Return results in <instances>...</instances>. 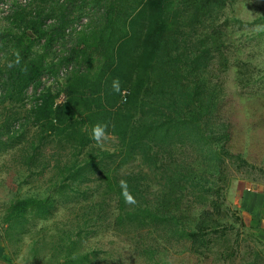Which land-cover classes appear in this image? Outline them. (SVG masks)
I'll list each match as a JSON object with an SVG mask.
<instances>
[{
  "label": "rangeland",
  "instance_id": "rangeland-1",
  "mask_svg": "<svg viewBox=\"0 0 264 264\" xmlns=\"http://www.w3.org/2000/svg\"><path fill=\"white\" fill-rule=\"evenodd\" d=\"M35 1L0 0V32L15 36L25 32L24 22L30 19ZM58 1L53 7L60 15L71 14L72 24L46 56L60 64L79 46L84 48L80 60L60 67L56 75H46L39 92L50 90L57 99L64 95V105L68 78L93 80L107 63L109 33L104 28L110 3H92L82 14L73 5L65 12ZM185 20L168 52L182 76V86L174 88L177 104H172V93L146 65L148 74L142 71L134 79L135 87L150 88L133 112L136 122L173 118L180 125L178 141L147 153L148 147L137 149L136 158L118 173L115 170L123 160L118 135L90 134L87 147L77 136L55 139L48 128L36 124V89L15 104L0 89V243L8 253L0 262L264 264V0H227L224 9L201 25H191L189 16ZM216 42L222 45L224 59ZM46 43L39 42L40 54ZM2 65L0 60V82ZM124 80L127 72L115 76V83ZM131 93L126 90L124 99ZM79 169L83 175L68 180L69 173ZM108 174L113 185L115 178L121 183L142 177L144 195L134 204L149 207L154 214L162 208L164 189H182L181 211L165 213V219L158 214L145 223L126 219L123 226H114L115 197L108 193ZM173 177L178 179L176 185ZM62 188L63 195L58 194ZM219 190L224 216L211 236L218 243L196 253L186 234L219 198ZM31 198L49 200L50 213L33 212L7 224L11 204ZM227 229L226 238L220 240Z\"/></svg>",
  "mask_w": 264,
  "mask_h": 264
},
{
  "label": "trees",
  "instance_id": "trees-1",
  "mask_svg": "<svg viewBox=\"0 0 264 264\" xmlns=\"http://www.w3.org/2000/svg\"><path fill=\"white\" fill-rule=\"evenodd\" d=\"M54 1L36 0L30 19L24 22L25 32L19 36L9 31L0 32V60H3L0 89L9 96L8 102L15 104L19 100L24 101L29 91L36 89L38 99L33 108L36 124L48 128L55 139L75 140L77 136L82 146L87 147L91 143L90 134L118 135L123 160L115 173L136 158L137 149L148 147L145 150L147 153L155 147L176 144L180 125L173 118L154 117L143 125L136 122L133 112L141 106L143 94L150 88H136L135 76L142 71L148 74L147 67L150 68L159 83L166 84L164 90L172 93V104H177L178 95L174 88L182 86V76L179 64L175 65V59L168 53L169 49L175 44L187 16L191 25H201L217 11L224 9L227 0H59L65 12L69 5H73L82 14L93 4L99 6L110 3L104 28V32L109 33L105 50L107 63L93 80L81 76L68 78L64 90L68 101L60 106L56 104L57 97L53 92L46 90L40 93L39 85L46 75H56L60 67L80 60L84 46H79L73 55L60 64L48 59L46 52L66 37L72 24L71 14L60 15L58 9L53 7ZM176 2L178 8L173 9ZM29 31L37 37L35 40L28 36ZM42 41L47 43L41 50L43 54H40L38 44ZM221 46L216 42V51L224 59ZM144 65L147 66L145 69ZM123 71L127 72L128 80L114 86L115 76ZM145 83L152 85L150 82ZM126 90H131L132 95L125 100L123 96ZM82 175V169L70 172L68 180L73 182ZM107 176L110 179L108 193L115 197L114 226H123L126 219L145 223L151 217L159 218L158 214L165 219V213L176 215L181 211L184 202L182 189L173 192L164 189L159 204L162 208L154 214L149 207L143 209L128 201L129 196L132 201L136 197H143L140 185L142 177H128L121 183L115 178L113 185L110 174ZM170 180L174 185L178 183L176 177ZM62 190L58 194L63 195ZM222 195V190H219V198L210 204L209 209L202 211L194 230L186 234L196 253L218 243L211 236L221 225L219 218L224 216L220 202ZM51 207L49 200H17L9 207L5 222L13 225L33 212L48 213ZM228 232L229 229L223 230L219 239L224 240Z\"/></svg>",
  "mask_w": 264,
  "mask_h": 264
},
{
  "label": "water",
  "instance_id": "water-1",
  "mask_svg": "<svg viewBox=\"0 0 264 264\" xmlns=\"http://www.w3.org/2000/svg\"><path fill=\"white\" fill-rule=\"evenodd\" d=\"M28 36L31 38V40H35L37 37L33 34L32 31H29L28 32ZM64 98L65 96L64 95H61L57 100H56V104L58 106L62 105L63 104V101H64Z\"/></svg>",
  "mask_w": 264,
  "mask_h": 264
},
{
  "label": "crops",
  "instance_id": "crops-1",
  "mask_svg": "<svg viewBox=\"0 0 264 264\" xmlns=\"http://www.w3.org/2000/svg\"><path fill=\"white\" fill-rule=\"evenodd\" d=\"M3 245L0 243V259L4 256L7 257L8 253L4 252V249L2 247ZM0 264H3L2 262H0Z\"/></svg>",
  "mask_w": 264,
  "mask_h": 264
},
{
  "label": "clouds",
  "instance_id": "clouds-1",
  "mask_svg": "<svg viewBox=\"0 0 264 264\" xmlns=\"http://www.w3.org/2000/svg\"><path fill=\"white\" fill-rule=\"evenodd\" d=\"M114 86H116V83L114 82ZM128 201L130 202V203H132V202H134V201H132V198L129 196L128 197Z\"/></svg>",
  "mask_w": 264,
  "mask_h": 264
},
{
  "label": "built area",
  "instance_id": "built-area-1",
  "mask_svg": "<svg viewBox=\"0 0 264 264\" xmlns=\"http://www.w3.org/2000/svg\"><path fill=\"white\" fill-rule=\"evenodd\" d=\"M11 1V0H10ZM3 5V4H2ZM4 7H9L8 5L4 6ZM126 100V99H125Z\"/></svg>",
  "mask_w": 264,
  "mask_h": 264
}]
</instances>
